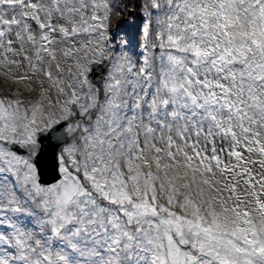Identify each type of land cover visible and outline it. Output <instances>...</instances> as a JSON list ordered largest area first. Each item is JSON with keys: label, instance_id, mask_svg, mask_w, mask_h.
Listing matches in <instances>:
<instances>
[{"label": "snow or ice", "instance_id": "obj_1", "mask_svg": "<svg viewBox=\"0 0 264 264\" xmlns=\"http://www.w3.org/2000/svg\"><path fill=\"white\" fill-rule=\"evenodd\" d=\"M0 264H264V0H0Z\"/></svg>", "mask_w": 264, "mask_h": 264}]
</instances>
